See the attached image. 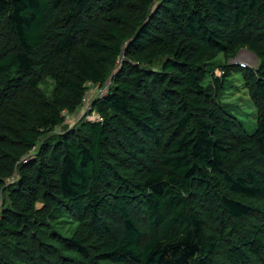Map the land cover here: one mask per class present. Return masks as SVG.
I'll return each instance as SVG.
<instances>
[{"label":"trees","instance_id":"obj_1","mask_svg":"<svg viewBox=\"0 0 264 264\" xmlns=\"http://www.w3.org/2000/svg\"><path fill=\"white\" fill-rule=\"evenodd\" d=\"M0 264H264V0H0Z\"/></svg>","mask_w":264,"mask_h":264},{"label":"rangeland","instance_id":"obj_2","mask_svg":"<svg viewBox=\"0 0 264 264\" xmlns=\"http://www.w3.org/2000/svg\"><path fill=\"white\" fill-rule=\"evenodd\" d=\"M159 1V0H158ZM223 59V58H221ZM242 65H246L249 68H257L259 61L257 57L250 53L249 51L243 50L238 55L237 59L234 61ZM234 78L237 81H234L233 86L229 87L226 91L227 93L231 94V97L233 99H236V102L240 104V108H238V114L240 118L246 123V126L248 128L249 132H254V128L256 125V111H255V105L253 102L244 94V91L242 90V81H241V75L236 74ZM79 113L80 109L77 110L75 113L70 114V119L68 122H66L62 127H58L56 130H54L55 134H60L64 132L65 127L73 128L79 121ZM249 125H248V123ZM250 126V128H249ZM40 207V205H39ZM65 229L63 228V231L65 232L66 229H69L72 224L66 223ZM62 225V226H63Z\"/></svg>","mask_w":264,"mask_h":264},{"label":"built area","instance_id":"obj_3","mask_svg":"<svg viewBox=\"0 0 264 264\" xmlns=\"http://www.w3.org/2000/svg\"><path fill=\"white\" fill-rule=\"evenodd\" d=\"M110 83L111 81H108L102 85H95L93 83L88 84L89 90L85 96L82 107L80 108L78 121L85 120V121L96 122V123H99L102 121V118L96 112L92 111L91 102L95 100L96 98H101L104 95H106L109 91ZM62 116L65 119V123L69 121L70 113H68L67 111H64Z\"/></svg>","mask_w":264,"mask_h":264}]
</instances>
